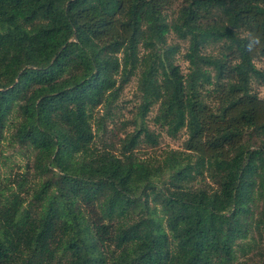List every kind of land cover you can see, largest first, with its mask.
<instances>
[{"label":"trees","instance_id":"trees-1","mask_svg":"<svg viewBox=\"0 0 264 264\" xmlns=\"http://www.w3.org/2000/svg\"><path fill=\"white\" fill-rule=\"evenodd\" d=\"M257 63L264 0H0V264H264Z\"/></svg>","mask_w":264,"mask_h":264},{"label":"rangeland","instance_id":"rangeland-1","mask_svg":"<svg viewBox=\"0 0 264 264\" xmlns=\"http://www.w3.org/2000/svg\"><path fill=\"white\" fill-rule=\"evenodd\" d=\"M179 63L185 67L186 64L181 61L179 58ZM257 66L260 68H264L263 65L260 63H257ZM137 81L135 78L131 79L129 84L124 88L122 95L118 101V106L121 107V109H118L116 111L115 116L110 119L108 118L106 121V132L105 137H107L109 140H113L116 144L117 138H123L126 133H130L133 130V126L130 125H124L128 124L131 120L132 110L135 105H137ZM256 90L259 91L260 95H264V87H254ZM155 115V108L150 112V114L147 116L146 122L150 130L154 131L156 134H159L158 136V146L152 150L147 145L143 144L140 147L139 155L141 157H150V156H158L160 152L166 150V149H181L182 142L185 139V134L182 132L177 138H170L168 137L162 130H160L157 126H155L151 119ZM115 138H114V137ZM12 152L11 148H8V151L6 155H10ZM24 162L21 160V158H15V162H12L10 164L11 168H13V171H17L19 166H21ZM3 174H6L9 172V169H2L1 171ZM8 177V175H5Z\"/></svg>","mask_w":264,"mask_h":264}]
</instances>
